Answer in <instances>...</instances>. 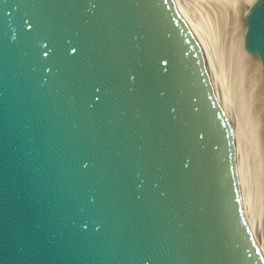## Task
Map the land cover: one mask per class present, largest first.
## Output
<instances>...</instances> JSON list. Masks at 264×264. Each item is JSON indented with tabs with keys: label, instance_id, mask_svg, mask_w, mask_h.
<instances>
[{
	"label": "water",
	"instance_id": "1",
	"mask_svg": "<svg viewBox=\"0 0 264 264\" xmlns=\"http://www.w3.org/2000/svg\"><path fill=\"white\" fill-rule=\"evenodd\" d=\"M0 264H264L177 0H0Z\"/></svg>",
	"mask_w": 264,
	"mask_h": 264
},
{
	"label": "bare ground",
	"instance_id": "2",
	"mask_svg": "<svg viewBox=\"0 0 264 264\" xmlns=\"http://www.w3.org/2000/svg\"><path fill=\"white\" fill-rule=\"evenodd\" d=\"M253 1L254 0H196L194 2H188L187 0H177L182 14L193 28L204 48L215 89L226 103L233 116L243 200L249 222L255 232L261 249L264 251V71L259 58L253 55L251 56L244 44L246 14ZM205 7L234 23L232 48L235 50L234 52H236V65H242L241 62L246 61V64L249 66L250 75L247 83L248 81H252L251 83L254 84V87H250V90L247 83L242 79L241 69H237L236 75H233L234 83L232 84V88L235 87V91H230L227 72L224 68L223 50L219 47V34L215 33L211 28L207 14L206 18L203 16L205 13L203 12V8ZM240 78L241 88L244 87L245 92L243 95L245 98L243 100H246L243 104H246V102L248 103L247 114L244 115L245 117L243 118L245 119H243V122H241L236 113V99L233 98L235 97L238 83H240ZM254 88L257 90L259 89L263 95V98L261 96L262 102H260L258 107L259 113L257 112L258 120L256 121L259 130V139L261 141V154L258 158H261L263 162V173L261 178L257 170L256 157H254L255 155H250L249 138L246 132V126L249 122L248 120H250L249 115H251L249 112L252 108L251 103L249 104L251 97L250 93L254 91ZM244 111L246 113V110Z\"/></svg>",
	"mask_w": 264,
	"mask_h": 264
},
{
	"label": "rangeland",
	"instance_id": "3",
	"mask_svg": "<svg viewBox=\"0 0 264 264\" xmlns=\"http://www.w3.org/2000/svg\"><path fill=\"white\" fill-rule=\"evenodd\" d=\"M188 2H194L196 0H187ZM203 12H205L203 14V16L206 18V14L208 16L209 19V23L211 25V28L213 29V31L217 34H219V47L223 50L222 55L224 56V68L227 72V80H228V85L230 88V91H235V87L232 88V84L234 83L233 81V75H236L237 69H241L242 71V79L243 81H245L247 83L248 77L250 75V68L249 66L246 64V61L241 62L242 65L239 64V66L236 65V57H235V50H233L232 48V44H233V36H234V23L229 21V19H224L221 15L217 14L216 12H212L210 10L207 9V7L203 8ZM210 28V29H211ZM216 37V36H215ZM214 37V38H215ZM251 55V54H250ZM252 56V55H251ZM260 60V59H259ZM261 61V60H260ZM241 76V75H240ZM264 76V73H263ZM247 78V79H246ZM240 83H238V86L236 88V93H235V97H233L234 99H236L235 101V109H236V113L239 117V119L241 120V122H243L245 118L244 115L247 114V108H248V103L246 102V104H243V102H245L243 99L245 97H243L244 95V87L241 88V78L239 79ZM231 82V85H230ZM252 81H248L247 86L250 90V87H254V84L251 83ZM256 82V81H255ZM240 84V85H239ZM251 97H250V102L251 103V111L249 112L251 115H249L250 120H248V124L246 126V132L248 134V138H249V145H250V155H255L254 157H256L257 160V170L258 173L260 175V178L262 177V173H263V162L261 161L260 157V150H261V141L259 139V130H258V125L256 123V121L258 120V116L257 114L259 113V105L260 102H262V98L263 95L262 93L259 91V89H255L254 91H252V93H250ZM262 96V98H261ZM242 101V103H241ZM245 106V107H244ZM247 106V107H246ZM246 108V109H245ZM246 110V113L245 111ZM258 112V113H257ZM257 130V131H255ZM253 159V158H252Z\"/></svg>",
	"mask_w": 264,
	"mask_h": 264
}]
</instances>
